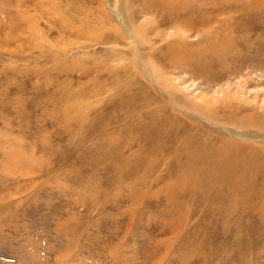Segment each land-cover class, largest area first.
Segmentation results:
<instances>
[{"label":"rangeland","instance_id":"obj_1","mask_svg":"<svg viewBox=\"0 0 264 264\" xmlns=\"http://www.w3.org/2000/svg\"><path fill=\"white\" fill-rule=\"evenodd\" d=\"M0 264H264V0H0Z\"/></svg>","mask_w":264,"mask_h":264}]
</instances>
